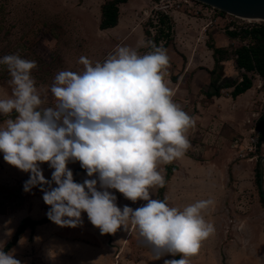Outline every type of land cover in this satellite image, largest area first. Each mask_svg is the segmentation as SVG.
<instances>
[{
    "label": "rangeland",
    "instance_id": "1",
    "mask_svg": "<svg viewBox=\"0 0 264 264\" xmlns=\"http://www.w3.org/2000/svg\"><path fill=\"white\" fill-rule=\"evenodd\" d=\"M112 1L0 0V58L19 53L22 58L35 60L37 68L31 75L45 100L44 107H54L51 86L56 74L62 70L83 71L81 56L93 64L103 63L115 54L117 46L131 47L142 55L153 50L149 41L167 49L170 67L165 80L174 93V102L196 117V124L188 132L192 147L184 158L161 166L166 184L164 188H152L151 198H167L169 206L180 210L197 200L216 201L203 213L205 220L214 225L215 233L202 242L207 247L205 253L201 248L189 258L190 264H259L252 259L254 256L243 261L244 256H238L241 248L235 246L233 222H244L246 235L257 245L256 255L264 251V238L259 239L264 226L260 197L264 192V180L260 182L264 148L263 143L253 144L260 134L258 122L264 116V80L249 74L256 88L254 95L257 93L243 110L231 98L233 89L221 93L228 100L208 99L205 95L214 93V84L240 83L245 74L236 66L235 53L251 45V39H231L227 33L242 37L254 26L264 25V21L248 23L197 0H128L120 6L119 21L123 24L102 31V7ZM129 2L136 8H129ZM213 48L221 51L218 64ZM13 87L7 66L0 65V98L10 96ZM7 118L0 115V125ZM67 167L73 179L82 168L79 161L69 162ZM40 168L51 181L54 170L47 163ZM29 177L30 173L6 163L0 153V242L4 247L23 220L48 219L50 206L45 204L43 194L56 185L53 182L25 191ZM89 179L98 181V176L88 177L86 172L81 184ZM97 188L100 190L99 181ZM109 191L117 197L121 210L125 205L136 209L146 203H133L118 191ZM65 240L72 242L66 244ZM75 240L94 248L77 247ZM225 243L230 249L227 253ZM11 253L21 264H164L165 259L173 257L161 254L155 259V249L130 222L126 229L102 235L87 213H82L81 223L75 228L61 227L50 220L34 231L28 230ZM68 255H72L71 260L66 258Z\"/></svg>",
    "mask_w": 264,
    "mask_h": 264
},
{
    "label": "clouds",
    "instance_id": "2",
    "mask_svg": "<svg viewBox=\"0 0 264 264\" xmlns=\"http://www.w3.org/2000/svg\"><path fill=\"white\" fill-rule=\"evenodd\" d=\"M152 51L139 54L127 46L103 63L81 56L83 71L62 70L55 76L51 93L54 107H44L36 81L31 75L35 60L19 53L0 58L14 86L11 95L0 98V153L9 165L30 173L25 191L38 185L56 187L44 191L50 206L48 218L61 227H77L82 213L102 235L115 234L129 222L139 236L161 254L179 256L164 264H190L202 242L215 233L203 213L215 206L214 199H201L183 210L164 200L152 199L151 189L164 188L162 165L185 157L192 147L188 132L195 127L190 116L173 100L165 80L170 58L167 49L149 41ZM13 113L15 116L13 117ZM79 161L88 177L74 182L69 162ZM52 171L47 180L40 168ZM116 190L133 203L121 210ZM0 264H21L0 242Z\"/></svg>",
    "mask_w": 264,
    "mask_h": 264
},
{
    "label": "trees",
    "instance_id": "3",
    "mask_svg": "<svg viewBox=\"0 0 264 264\" xmlns=\"http://www.w3.org/2000/svg\"><path fill=\"white\" fill-rule=\"evenodd\" d=\"M128 2V0H114L112 2H108L102 7V17L100 23V30L105 31L109 29L116 28L119 23L120 16V6L124 5ZM162 18L167 19V17L162 16ZM163 22V20L161 21ZM227 36L231 39H251L252 44L242 47L238 49L235 53L236 56V66L239 70L245 71V74L242 77V81L240 83H227L222 85L214 84L213 87L215 89L214 93H208L205 96L208 99L221 98V93L223 90L233 89L231 97L233 100H236L238 97L246 94L249 90H251L254 86L251 77L249 74H254L264 80V25H256L250 31H247L246 34L240 37L239 33L228 32ZM214 57L216 58V64L219 63V59H217V55L220 54V50L213 48ZM258 125L260 127V143H264V116L259 120ZM169 173V172H168ZM86 174V170L80 168L76 171L74 175V182L80 183L83 176ZM261 204L264 208V192H260ZM50 222V219H44L42 221H34L32 219H25L19 225L15 236L13 239L4 247V251L6 253L14 250L23 235L28 231H34L37 227H42L47 225ZM180 257L177 255L174 259H179Z\"/></svg>",
    "mask_w": 264,
    "mask_h": 264
},
{
    "label": "crops",
    "instance_id": "4",
    "mask_svg": "<svg viewBox=\"0 0 264 264\" xmlns=\"http://www.w3.org/2000/svg\"><path fill=\"white\" fill-rule=\"evenodd\" d=\"M256 90V88H255V86H253V88L251 89L252 91L253 90ZM251 90H249L246 94H244V95H242V96H240V97H238L235 101H236V104L240 107V109H246L248 106H250L251 105V103H252V99L254 98V96H256V93H255V95H254V93H253V95H251V96H249V97H246V96H248L247 94L249 93V92H251ZM232 98V97H231ZM222 100H228V99H226V98H223L222 97ZM233 100V99H232ZM262 208H263V206H262ZM224 212L226 213V209H224ZM263 215H264V208H263ZM224 216H226V214L224 215ZM226 218V217H225ZM239 219V217L237 216L236 217V220H238ZM233 223H235V226L233 227L234 229H235V233H237V235H236V243H237V245L235 244V246L239 249V248H241L240 249V252H239V254H238V256H244V257H242V261L246 258H249L250 256H254V258H252L254 261L256 260L257 262H259V264H264V251L261 249L258 253V255H256L255 253H254V251L257 249V245H256V243L254 242V241H251L250 239H249V237L246 235V233H245V230L243 229V227H244V222L243 221H241V222H239V221H234ZM231 225H233V224H231ZM241 227H242V229H241ZM228 230H227V228H225V232H227ZM262 238H264V226L262 227V232H261V234H260V237H259V239L261 240ZM70 242H72V240L71 241H68V240H65V243L67 244V243H70ZM74 242V244L77 246V247H79L80 246V248H83V249H85V248H87V249H93L94 247H92L91 245H89V244H87V243H84V242H79V241H73ZM73 244V243H72ZM224 245V250H225V252L227 253V252H229L230 251V249H229V247L228 248H226L225 247V245H226V243L225 244H223ZM70 247H71V245H70ZM201 248H202V252L203 253H205V250H207V247H204V243H202V245H201ZM68 254V253H67ZM69 254H70V252H69ZM70 256H72V255H70ZM70 256L68 255V257H66V258H68L69 260H71L70 259ZM205 255H203V257H204ZM206 257V256H205ZM175 257H172V259H174ZM93 261V260H92ZM84 263H86V262H84ZM88 263L89 264H93V263H91V261H88ZM140 264H148L147 262H142V263H140Z\"/></svg>",
    "mask_w": 264,
    "mask_h": 264
},
{
    "label": "water",
    "instance_id": "5",
    "mask_svg": "<svg viewBox=\"0 0 264 264\" xmlns=\"http://www.w3.org/2000/svg\"><path fill=\"white\" fill-rule=\"evenodd\" d=\"M213 6L225 13L252 21H264V0H197ZM264 172L260 171V182L263 183Z\"/></svg>",
    "mask_w": 264,
    "mask_h": 264
},
{
    "label": "built area",
    "instance_id": "6",
    "mask_svg": "<svg viewBox=\"0 0 264 264\" xmlns=\"http://www.w3.org/2000/svg\"><path fill=\"white\" fill-rule=\"evenodd\" d=\"M243 72L245 73V71L243 70ZM260 134L258 135V137H256V139H253V144L255 145V146H258L259 145V143H260ZM262 148H264V143H263V145H262ZM261 169L263 170V172H264V157H263V159H262V163H261Z\"/></svg>",
    "mask_w": 264,
    "mask_h": 264
},
{
    "label": "bare ground",
    "instance_id": "7",
    "mask_svg": "<svg viewBox=\"0 0 264 264\" xmlns=\"http://www.w3.org/2000/svg\"><path fill=\"white\" fill-rule=\"evenodd\" d=\"M127 5H129V8H130V7H134V8H136V6H135V4H134L133 2H129ZM123 11H126V9H124ZM124 13L126 14V12H124ZM243 20H245V19H243ZM245 21L248 22V23H249V22H252V20H249V21H248V20H245ZM119 22L122 23V21H119ZM122 24H123V23H122ZM121 26H122V25H121ZM257 89H258V87H257ZM254 90H255V89H254ZM254 90H253V91L251 90V92H249V93L247 94L248 96H246V97H249L251 94H253V93H254Z\"/></svg>",
    "mask_w": 264,
    "mask_h": 264
}]
</instances>
